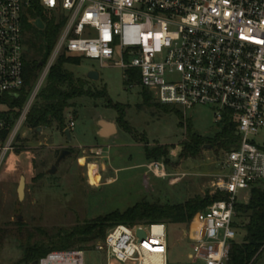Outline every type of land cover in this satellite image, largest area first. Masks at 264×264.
Here are the masks:
<instances>
[{
    "label": "built area",
    "instance_id": "1",
    "mask_svg": "<svg viewBox=\"0 0 264 264\" xmlns=\"http://www.w3.org/2000/svg\"><path fill=\"white\" fill-rule=\"evenodd\" d=\"M36 7L65 26L19 119L10 128L0 118V165L16 149L18 132L60 55L113 65L126 82L137 70L139 85L161 105L211 107L215 124L229 119L236 125L239 146L226 153V173L217 185L227 198L197 213L184 233L193 244L191 264H226L238 234L236 205L247 204L253 188L264 189V0H0V100L18 98L25 86L22 19ZM3 107L0 113L9 111ZM74 127L70 121L67 129ZM148 169L168 177L161 162ZM97 250H105V264H168L167 229L117 225ZM86 255L51 252L30 264H87Z\"/></svg>",
    "mask_w": 264,
    "mask_h": 264
},
{
    "label": "rangeland",
    "instance_id": "2",
    "mask_svg": "<svg viewBox=\"0 0 264 264\" xmlns=\"http://www.w3.org/2000/svg\"><path fill=\"white\" fill-rule=\"evenodd\" d=\"M53 18L45 13L46 21ZM22 27L25 61H40L37 53L47 43L45 27L38 29L25 15ZM67 68L76 78L87 81L85 89L90 93L74 100L65 112L67 128L70 121L75 124L71 142L56 127L35 133L24 123L17 135L16 149L1 162L0 264H26L22 246L28 244L30 237L37 241L40 231L71 229L115 211L124 213L143 202L179 205L197 196H214L219 179L226 173L222 169L226 152H216L210 146L195 159L180 157L188 126L201 137H213L221 130V124H215L211 107L196 106L185 111L169 106L181 118L175 112L164 113L159 108L164 105L150 92L152 105H145L143 88L136 84L127 88L123 71L113 65L101 66L98 61L83 58L81 66ZM90 71L98 72L100 80H88ZM42 74L43 70L38 81ZM119 118L127 124L129 134L119 128ZM101 122L116 124L118 134L103 140L97 135ZM145 147L168 148L169 162L147 160ZM63 150L70 151L71 156L50 175ZM97 150H101L99 156ZM152 162L163 163L168 177H155L148 169ZM21 177L26 179V185L24 199L19 201ZM243 221L244 217L236 220ZM189 225L165 223L168 264H191L193 244L184 236ZM243 238L244 233L238 231L236 242L242 243ZM102 242L87 252V264L106 263L105 250H97ZM257 264H264V252Z\"/></svg>",
    "mask_w": 264,
    "mask_h": 264
},
{
    "label": "trees",
    "instance_id": "3",
    "mask_svg": "<svg viewBox=\"0 0 264 264\" xmlns=\"http://www.w3.org/2000/svg\"><path fill=\"white\" fill-rule=\"evenodd\" d=\"M29 16L32 20H41L45 23L44 33L47 43L37 53L40 55V61L31 60L28 64L25 62V86L19 97L4 96L0 100V105L9 110L6 113H0V118L4 119L10 128L19 119L20 111L26 105L38 81L39 73L47 65L65 26L64 20L57 21L55 17L46 21L45 12L39 7L30 11ZM81 64V58L68 57L65 53L59 56L55 65L50 69L45 84L38 93L26 118L25 125L27 128L35 133L38 129L48 130L54 127L63 133L65 132L67 129L66 110L72 106L74 100L90 94L85 89L87 81L76 78L67 68L68 66L79 67ZM130 84L140 86L137 70L129 72V81H125V85L128 88ZM141 94L143 103L151 106L152 95L149 91L143 89ZM102 96H106V91ZM159 108L164 113L175 112L169 110V106ZM175 113L182 118L179 112ZM119 128L125 133L129 134L130 132L122 118H119ZM187 130V140L182 144L183 150L180 155L182 159L197 158L206 146H210L216 152L224 151L226 153L239 146L236 125L229 119L222 123L221 130L216 132L213 137H201L193 133L189 126ZM7 135L8 131H5L3 139ZM144 152L147 160L164 159L166 163L169 162L168 148L154 147L150 149L145 147ZM226 198V194L217 192L214 196H197L179 205L158 206L143 202L124 213L115 211L71 229H60L52 233L40 231V237L37 241L33 242V238L30 237L28 244L22 246L23 262L26 264L34 263L51 252L70 250L91 252L98 242L105 239L108 230L117 225L132 227L143 222L146 225L165 223L189 225L197 213L206 210L215 202L226 200ZM235 211L236 220L245 218V221L241 223L235 221L234 225L238 231L244 233V238L242 243H232L226 264H257L264 252V189L253 188L248 203H238Z\"/></svg>",
    "mask_w": 264,
    "mask_h": 264
},
{
    "label": "water",
    "instance_id": "4",
    "mask_svg": "<svg viewBox=\"0 0 264 264\" xmlns=\"http://www.w3.org/2000/svg\"><path fill=\"white\" fill-rule=\"evenodd\" d=\"M34 25L38 28V29H44V23L41 21V20H37ZM88 80L90 81H99L100 80V75L98 72L96 71H90L88 73V76H87ZM100 126L102 128V132H101V137L103 138H108L110 137L111 135H114L116 134V131L115 129L113 128V126L111 125H108L107 123L105 122H101L100 123ZM111 127V128H110ZM112 130V132L110 133L109 130ZM42 131V129H38L37 130V133H40ZM64 135L67 137L68 141L71 142V134H70V130L69 129H66L65 132H64ZM71 152L70 151H67V150H63L59 157L57 158L56 160V163H55V166L52 167V169L49 171V174L50 175H54L57 171V168L58 166L61 164L62 161H64L67 157L71 156ZM25 181L26 179L24 177H21L20 178V182H19V186H18V190H17V194H18V198H19V201H22L24 199V196H25ZM141 235H143L142 233H140Z\"/></svg>",
    "mask_w": 264,
    "mask_h": 264
},
{
    "label": "crops",
    "instance_id": "5",
    "mask_svg": "<svg viewBox=\"0 0 264 264\" xmlns=\"http://www.w3.org/2000/svg\"><path fill=\"white\" fill-rule=\"evenodd\" d=\"M105 123H107L108 125H111V126H113V128L115 129V131H116V134H114V135H111L110 137H112V136H115V135H117L118 134V127L116 126V124H114L113 122H105ZM111 128V127H110ZM110 131V133L112 132V130L110 129L109 130ZM101 132H102V128H101V126H100V123H99V129H98V131H97V135H99L100 137H101ZM70 134H71V131H70ZM110 137H108V138H110ZM103 140H107V138H103V137H101ZM72 139V138H71Z\"/></svg>",
    "mask_w": 264,
    "mask_h": 264
}]
</instances>
